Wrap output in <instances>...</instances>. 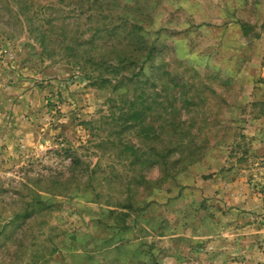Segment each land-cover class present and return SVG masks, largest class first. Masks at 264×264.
Listing matches in <instances>:
<instances>
[{"label": "rangeland", "instance_id": "rangeland-1", "mask_svg": "<svg viewBox=\"0 0 264 264\" xmlns=\"http://www.w3.org/2000/svg\"><path fill=\"white\" fill-rule=\"evenodd\" d=\"M21 1L0 0V264H264V0H25L45 45L11 13ZM135 21L154 60L96 81L116 83L98 60ZM170 118L204 157L139 184L119 141L162 150Z\"/></svg>", "mask_w": 264, "mask_h": 264}, {"label": "trees", "instance_id": "trees-1", "mask_svg": "<svg viewBox=\"0 0 264 264\" xmlns=\"http://www.w3.org/2000/svg\"><path fill=\"white\" fill-rule=\"evenodd\" d=\"M10 0H5V2H8ZM25 2L22 4H19L18 7H11L10 11L12 14L16 15V21L20 22L21 28L23 27L30 35H34V38L40 43L41 45H45L46 37L50 31V28L47 26V22L41 23V22H35L34 21V15L35 11L31 12L30 6L27 5V1H21ZM33 5L35 2H32ZM41 5V4H40ZM50 22V21H48ZM127 29L124 31L123 34L125 36L123 38H116V40H111L112 42V49L115 54H109L101 56L100 60L101 64H108L107 68L109 69L110 73H113L112 79H115V82L113 84L112 80L110 78H105L102 74V72L99 70L98 77L96 78V81H102V82H110V85L115 86V88L119 85L120 82H124L128 77L126 75H120V66L124 65L123 69L126 68V66H131L130 64L133 63L136 66L140 65V70L138 74L141 75L144 73V66L145 63L148 60H154L155 56V50L157 49V38L154 40H150L146 38V35L143 34L144 27L139 24V22L135 21L132 23H129V25L126 27ZM129 29V30H128ZM80 43L77 41H69L67 42L66 47L71 50L78 49L80 47ZM74 57L75 54L73 55ZM80 58L87 60V59H95L96 56L93 54L86 53V54H80ZM136 69V67H134ZM88 75V74H86ZM168 76L171 75L169 72L167 74ZM91 78V77H90ZM168 80L164 82V86L167 87L170 85V80H174L173 78L170 79L167 77ZM94 83H97V82ZM171 95L168 96L166 100L171 101ZM149 116H145L144 110L139 111L138 109L134 110L132 112V116L130 119L135 120V126H137L140 129L139 138L142 139L143 143H156L160 139L161 134H157V136L153 133H156L155 126L150 120L147 123V118ZM182 122H184L181 119H174L170 118L166 120L164 124H162V130L163 132L168 131L167 133L170 135L168 137L166 134H164V137L162 139H169L167 143H170L169 146H165L162 150H156V147L153 145L149 150L143 149L138 147L133 142H129L124 144L122 140L119 141V144L124 145L123 148L118 149L117 155H123L121 158L125 161H128L131 167H133L135 172V178L140 177L142 179V182H139V184L143 183L145 181V176L142 174V168H148L152 165L158 164L162 168V177L161 179H173L176 177L178 173H180L182 170L187 169V167L195 162H198L204 157V153L200 152V149L198 148L185 151L181 146L185 144H193L195 143L194 138L197 136L194 135L192 132H189L187 130L186 133H178L176 132L177 129H179L182 125ZM186 122V121H185ZM168 129V130H167ZM150 140V141H149ZM187 140V141H186ZM163 141V140H162ZM166 143V144H167ZM98 161L95 163L93 168H90L87 166L85 171H88L89 173V181L93 180V178H97L100 175V158H102V154H98ZM179 155V156H177ZM182 163V164H181ZM181 164L177 168V165ZM113 175V172L107 174V184L110 186V176ZM103 180V177L102 179ZM125 186V185H124ZM91 187L93 190L97 188L98 186H94L93 184H88L86 186V189ZM126 187V186H125ZM98 195V194H97ZM99 197V196H97ZM41 201V200H40ZM123 201V200H122ZM129 201V202H128ZM111 203V202H110ZM122 208L127 209H134L135 204L131 202L130 196L125 199L122 204ZM114 206H119V204H114Z\"/></svg>", "mask_w": 264, "mask_h": 264}]
</instances>
